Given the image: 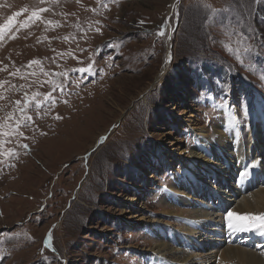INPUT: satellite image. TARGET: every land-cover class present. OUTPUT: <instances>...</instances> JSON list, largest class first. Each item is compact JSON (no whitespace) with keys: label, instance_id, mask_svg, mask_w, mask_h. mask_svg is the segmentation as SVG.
<instances>
[{"label":"rangeland","instance_id":"1","mask_svg":"<svg viewBox=\"0 0 264 264\" xmlns=\"http://www.w3.org/2000/svg\"><path fill=\"white\" fill-rule=\"evenodd\" d=\"M172 3L0 0V24L28 9L0 41V264H147L150 257L155 264L162 240L151 234L154 223L167 227L179 249L173 233L192 227L196 241L184 246L191 254H209L215 243L217 256L226 246L224 232L190 223L208 188L223 193L226 177L238 194V173L256 158L244 155V167L231 176L236 159L224 157L233 153L227 127L238 126L250 145L248 115L264 100V0ZM40 7L49 11L22 28ZM33 60L40 63L30 66ZM212 92L216 97L199 106L196 99ZM237 104L246 116L241 127ZM208 109L227 120L213 119ZM218 130L232 142L212 137ZM198 132L207 135L201 145ZM212 140L227 146L214 161L197 151ZM168 189L174 202L163 194ZM214 212L208 219L221 218ZM254 239L244 233L238 242L264 253V240L255 248Z\"/></svg>","mask_w":264,"mask_h":264},{"label":"bare ground","instance_id":"2","mask_svg":"<svg viewBox=\"0 0 264 264\" xmlns=\"http://www.w3.org/2000/svg\"><path fill=\"white\" fill-rule=\"evenodd\" d=\"M176 4H177V0H174L173 6H176ZM259 107L260 108L258 111L254 110L257 113L250 112V114H249L250 145H248L247 147L245 145L244 140L241 138V133H240L239 127L238 126H236V128L235 127H229V126L227 127V130H230L231 135L233 136L234 147L237 149V148H239V145L242 146L239 148V150H240L239 151V157L240 156L243 157L245 155V158L247 160L250 157V155L256 156V158L251 161L249 169L244 168V170H242L238 173V184H239L238 194H243L242 191H244V194L241 196L242 199H240L239 201L236 199L235 200L230 199L231 197H235V196H236L235 198H237L238 194H237V192H234V190H232L234 185L231 183V181H229L230 179H228L226 177L227 184L221 185L223 188L221 189L220 192H223V193H219L218 189H217V191H216L217 195L214 196L213 190H210V188H208L209 191H207L204 194L205 199H206V202L204 201V203L206 205L205 204H203V205L199 204L197 207L195 206L196 212L191 218V219H196V220L191 221V223H190L191 226H193V224L196 226H199L198 224L200 222H203L204 225L206 226V230L210 229V228H215L214 230L216 231V235L219 236V234H221L222 232L227 234V238L229 239V241H226L227 239L225 240L226 246L217 253V256H214V254L212 255V253L215 251V247H217V245L215 243H213V247H214L213 250L214 251H210L209 254L208 253L203 254V255L199 254V256L195 255V254H191L190 252L186 251L184 246H186L187 242H190L192 247H193L194 241H196V238L191 237V235H190L191 233L195 232V230L192 227L189 226L187 228V229H189L188 232L179 231L178 235H175V233H173V236L175 238H177L178 242H180L184 245L182 249H179V248H176V247L170 245V242L168 240V236L170 233H169L167 227L162 228L161 225L154 223L155 225H153L150 229L151 234L154 232H158V234L161 236V240H162V242H160V245H156V247H155L156 257H157L156 258L157 261L155 262V264H193L192 262H194V259H197V258H198V260H199L198 262L200 264H211V260L214 259V257H217V264H227V262L229 260L235 262V264H264V256H263L264 253L255 252L251 248H249L250 245H248L249 247L243 246L241 243L238 242V238L241 237L244 233H248L249 237H251V236H253V237H259L260 236V238L263 237V240H264V235H261L260 232L257 230H253V231H233V230H230L228 227L227 219H226L227 213L223 214L225 212H223L221 209L223 207L222 202H224L225 200L227 201V199L229 198L230 200L228 202H230V204H233L232 209L230 210L231 212L237 213L239 215H260V214H264V164H263L264 143H260L261 140H264V100H263V102L259 103ZM261 108H262V110H261ZM237 120L239 121V119H237ZM222 128H223V126H222ZM224 133H226V134H224ZM226 135H228V132H223L222 130H218L215 132V134L212 137L221 138L224 141H227V142L231 141L232 142L229 135L228 136H226ZM196 136H197V139H198V137L200 138L199 139V145H201V143L203 142V137H205L207 135L204 132H198L196 134ZM258 144H261V146H259V147H262V149H261V151L256 152L254 149L259 148ZM209 145H210V147L204 146L201 148V150L197 149V151H201V153L204 152V153L210 155V158H212L213 161L216 160L215 157H221V155L227 150L226 144L222 143L220 141L216 142L215 140H212L209 142ZM232 149H233V146H232ZM233 156H234V152L231 155H227L226 157H224L225 162L230 161ZM259 161H260L259 170H257L256 168L253 167L252 164L254 162L258 163ZM236 162L237 161H235V163ZM241 167H244V164H242ZM192 168H196L194 163H192ZM236 169L233 168L231 170V173H232L231 176H233V172H235ZM243 171L247 172L248 174L239 178L240 173ZM236 172H238V171H236ZM222 174H224V173H222ZM222 174L217 173L216 176H219V178L221 179L220 176H222ZM186 176L193 177V174L189 173V174L185 175L183 178H186ZM234 178L237 181L236 175L234 176ZM178 183H180L179 180H178ZM220 183L221 182H219L216 187H215V185H213V187L218 188L220 186ZM200 185H203V183H200ZM200 185L199 184L194 185V188L197 189L198 192H199V190L204 188L203 187L204 185L201 188H200ZM236 186H237V184H236ZM251 188L256 189V190L251 191V194H250V193H248V191ZM203 191H204V189H203ZM164 192L165 193H163V194L167 198H169L171 201L174 202L173 195H175V194H173L171 192V189H168L167 191L165 190ZM182 194L186 195L187 197H192V195H190V193L182 192ZM225 194H226V196H224ZM183 195H181L180 197L178 195H176V196H178L177 200L183 202V204H184V203H186V199ZM215 197L217 198V200ZM214 211H218L219 213L220 212L222 213L220 219H217V220H216V218L213 220L208 219V217H210L213 214L215 216ZM218 217H219V215H218ZM211 218H212V216H211ZM249 222H252L251 226L255 229V225L257 222L250 221V220L233 219L234 224H248ZM201 232H202V230L199 231V233H201ZM204 234L207 235V233H204ZM200 241H202V239ZM177 243H174V245L175 244L177 245ZM202 243H204V242H202ZM188 248H190V247H188ZM152 250H154V247ZM166 250H167V252H166ZM168 253L171 254L172 256H175V260H170L171 256H169V258L166 256Z\"/></svg>","mask_w":264,"mask_h":264},{"label":"snow or ice","instance_id":"3","mask_svg":"<svg viewBox=\"0 0 264 264\" xmlns=\"http://www.w3.org/2000/svg\"><path fill=\"white\" fill-rule=\"evenodd\" d=\"M41 2L43 3L44 0H41ZM113 2H115V0H113ZM203 7L208 8L210 6L205 4V5H203ZM27 11H28L27 8L21 9V11L14 13L12 16H9L6 23L0 24V41H3L5 35L12 31L13 26H14V21L16 20V17H19L23 12H27ZM48 11H49V9L46 8V7H40V8H37V9H33L31 14H30V16L26 20H24L23 23L20 26L22 28L29 27L30 24L41 20L42 19V13H45V12H48ZM214 12H215V10H213V13ZM45 23L46 24H52L53 21H46ZM160 35H164V33L161 32ZM12 38H16V37L13 36ZM226 47H227V45H226ZM251 47H252L251 45H248L246 47V50H250ZM229 50H231V49L229 48ZM38 63H40L38 60H33V61L30 62V66L32 64H38ZM90 70H91V65L88 68H80V69H78V71H80V72H88ZM34 74L35 73H33V75ZM46 75H47V73H46ZM60 75H63V73H61ZM261 78L264 79V76H262ZM48 98L51 99V97H48ZM33 99H34V97H33ZM15 104L17 106H19V105H21V101L20 100H16ZM39 106L40 105L38 104L37 107H39ZM24 107H27V102L25 103ZM20 110L23 112L24 108H21ZM56 118L60 119L61 117L57 116ZM0 143H2V142H0ZM25 147H26V145H25ZM11 154L12 153H9V155H11ZM253 167H255V165H253ZM247 174H248L247 172L240 173L241 176H245ZM226 219H227L228 227H229L230 230H233V231H253V230H257V231L260 232L261 235H264V214H260V215H239L237 213L229 211V212H227ZM233 219L250 220V221L257 222L256 228L254 229L251 225H248V224H234L233 223ZM50 241H51V234H49L47 240L45 241V247L46 248L51 247ZM3 258H4L3 255H0V260H2Z\"/></svg>","mask_w":264,"mask_h":264},{"label":"water","instance_id":"4","mask_svg":"<svg viewBox=\"0 0 264 264\" xmlns=\"http://www.w3.org/2000/svg\"><path fill=\"white\" fill-rule=\"evenodd\" d=\"M179 1V0H178ZM172 6H173V3H172ZM171 14H172V10H171ZM170 15V14H169ZM171 58V55L168 57V60H170Z\"/></svg>","mask_w":264,"mask_h":264}]
</instances>
